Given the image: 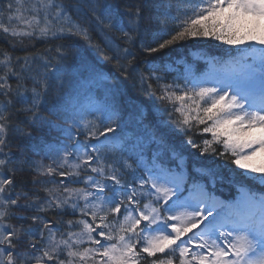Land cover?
I'll return each instance as SVG.
<instances>
[{
	"label": "snow or ice",
	"instance_id": "1",
	"mask_svg": "<svg viewBox=\"0 0 264 264\" xmlns=\"http://www.w3.org/2000/svg\"><path fill=\"white\" fill-rule=\"evenodd\" d=\"M0 45V264H264V0H0Z\"/></svg>",
	"mask_w": 264,
	"mask_h": 264
},
{
	"label": "trees",
	"instance_id": "2",
	"mask_svg": "<svg viewBox=\"0 0 264 264\" xmlns=\"http://www.w3.org/2000/svg\"><path fill=\"white\" fill-rule=\"evenodd\" d=\"M126 23V21H125ZM54 43H76L79 48V55L73 56L69 54L68 58L63 62L66 70L71 74L78 70L81 57L85 59L91 58V52L87 49L82 41H55ZM3 46V45H0ZM47 45L37 44V48L46 47ZM239 55V52L232 46L224 45L221 42L206 39L198 41H188L184 47H177L176 51L168 54L165 57L172 67L169 69L171 75H183L189 68L195 76H200L210 71V64L208 61H212L214 65L217 62H221L223 59H229L232 56ZM203 57V58H200ZM107 70V69H105ZM138 103L143 102V106L147 111L146 123H157L161 120V116L156 112L152 103L147 100L146 97H142ZM163 119H167L166 116ZM47 137H43L40 133H36L33 140L26 144L25 151L28 153H35L39 151L37 145H42V141ZM50 139V138H47ZM33 159H40V156L33 155ZM252 186L255 190L259 191L261 189V183L259 181H253ZM222 194V195H221ZM236 189L233 187L229 191L227 183L223 187H219L217 190V195H221V198L226 196H235Z\"/></svg>",
	"mask_w": 264,
	"mask_h": 264
}]
</instances>
